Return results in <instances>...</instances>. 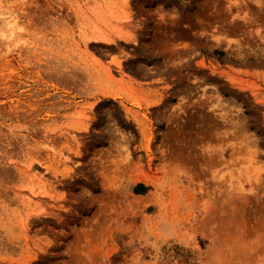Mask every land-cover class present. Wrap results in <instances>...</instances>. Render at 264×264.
<instances>
[{
    "label": "rangeland",
    "instance_id": "1",
    "mask_svg": "<svg viewBox=\"0 0 264 264\" xmlns=\"http://www.w3.org/2000/svg\"><path fill=\"white\" fill-rule=\"evenodd\" d=\"M0 264H264V0H0Z\"/></svg>",
    "mask_w": 264,
    "mask_h": 264
}]
</instances>
